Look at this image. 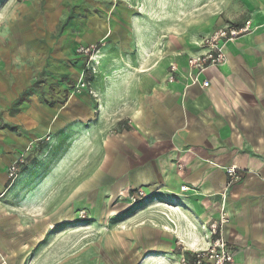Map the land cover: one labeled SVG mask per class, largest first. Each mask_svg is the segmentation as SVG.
Segmentation results:
<instances>
[{"label":"crops","instance_id":"obj_1","mask_svg":"<svg viewBox=\"0 0 264 264\" xmlns=\"http://www.w3.org/2000/svg\"><path fill=\"white\" fill-rule=\"evenodd\" d=\"M45 1L46 17H62L67 0ZM163 2L160 6L155 0H71V30L67 29L71 61L60 59L68 50L61 43L52 66L70 77L71 90L85 71L89 85L61 109L50 108L46 113L38 107L30 128L36 137H43L67 122L59 136H64L69 148L75 134L72 130L86 133L84 151L90 154L89 162L95 159L98 164L91 175L95 187L75 199L72 206L89 212L91 219L102 215L110 196L130 203L126 208L116 206L117 216L137 209L131 237L132 246H136L132 247L136 249L132 255L135 264H179L182 253L206 247L203 230L219 219L229 178L226 170L237 169L239 181L227 193L229 223L223 236L232 264H264V0H233L232 7L241 14L233 18L234 11H228L233 24L204 23L203 19L191 22L173 12L171 5L180 1ZM164 4L169 17L157 29L153 27L160 24L156 13L166 7ZM247 21L252 32L225 45L226 63L201 75L209 86L195 84L196 74L187 66V59L199 52L202 39L222 26H242ZM89 44H97L99 52L88 65V59L75 50ZM8 59L4 66H10ZM173 64L178 67L177 80L170 83ZM58 87L54 99L65 97V85ZM2 131L7 130L0 127ZM3 136L0 150L6 164L0 160V181L6 180L10 161L29 143L25 137ZM51 142L50 155L61 148L58 141ZM64 153L71 161V151ZM59 172L57 169L45 178L38 189L41 195H46ZM70 178L68 175L66 187L52 184V196H61L57 203L62 202L68 229ZM24 184L23 177L19 178L0 205V264H54L57 253L43 241V229L57 222L44 214L54 205H39L40 201L38 206L34 202L14 204L11 200L16 196L27 195ZM184 186L187 191L182 190ZM137 191L144 197L131 200ZM152 206H162L159 227L139 219L141 212ZM70 244L68 241V250ZM112 244L103 241V254L109 258L121 253L119 258H123V239H116L114 248ZM154 250L158 254L147 256ZM64 258L71 257L67 253Z\"/></svg>","mask_w":264,"mask_h":264},{"label":"rangeland","instance_id":"obj_2","mask_svg":"<svg viewBox=\"0 0 264 264\" xmlns=\"http://www.w3.org/2000/svg\"><path fill=\"white\" fill-rule=\"evenodd\" d=\"M155 1H157V5L164 3V0ZM178 1L182 2L177 4L174 2L171 5L173 12L176 10L183 16L182 18H188V21L191 22L203 19L204 23L220 21V24H228L230 20L229 10L234 11L232 14L233 18L235 16L241 17V14L232 7L233 0ZM45 2V0H0V127L7 130L0 132V135L2 137L3 134H7L8 137H17L19 139L25 137L29 141L27 147L22 149L8 164L6 180L0 181V205L8 199L7 193L17 184V180L23 177L24 188L28 190V193L24 197L16 196L11 200L14 204H23L24 202L31 204L34 202L33 204L38 206L37 201H40L39 205H42V203L54 205L53 210L44 212V214L49 219L57 222L53 227L43 229L44 246H49L51 251L54 250L57 253V259L54 264H135L132 255H134L136 249L134 251L132 249L135 244L132 246L131 237L136 229V220L134 219L137 217L134 216L138 213L137 209H129L123 216H117L119 213L116 212L118 211L116 206L122 204L126 208L128 205L130 206V203L118 202L119 197L110 196V202L108 201L102 215L98 214L97 219H91L88 216L89 212L86 210L76 211L72 206L75 199L80 198L84 192L91 191L95 187V182L91 179V175L98 164L95 159L89 162L91 159L89 157L90 154H88L87 150L84 151L83 144L86 143L84 137L86 133L83 130L79 131L77 128V131L72 130V134H75L72 135L71 147L69 148L67 147L69 142L63 138L64 136H59V134L64 133L62 129H67L69 125L67 122L61 124L62 129L59 128L56 132L51 130L49 134L43 137H36L35 130L30 128L35 122V115H37L35 112L38 107L39 112L44 111L46 113L50 108L61 109L66 106L71 96L83 92L78 93L75 90L81 78L76 85H72L71 90L70 77L60 74L52 66L54 56H57V46H61V43L68 50L60 59L71 61V43L68 40L71 39V33H69L71 29H68L69 25H71V0H67L64 4L66 11L59 19L46 17ZM164 5L166 7L164 9L161 7L156 13L157 19H159L157 21L161 24H153V27L157 29L162 25L164 26L169 17L168 5ZM236 10L239 9L236 8ZM65 37L67 38L64 39ZM5 59L10 60V66L6 63L7 61L5 62L6 65H3ZM86 73L87 71L81 77L84 76V80L89 85ZM61 84L65 85V93H63L65 97L54 99V97H57L56 89ZM3 85L5 86L2 87ZM18 96H21L20 101L13 103ZM10 101L13 103L11 111L7 110L8 105L11 103ZM45 118L48 119V117ZM27 124H29L28 129L25 127ZM88 136L87 134L86 138ZM53 139L61 144V148L55 149L56 154L50 155V144ZM2 143L3 139L1 138L0 144ZM95 149L96 147L92 149V153ZM1 151L0 160L6 164L5 157L1 155ZM63 151H71V161L67 160V153ZM19 158H23L24 163L18 166L17 176L10 178V167ZM57 169L61 174L55 176L56 179L53 180V183L56 186L59 185V188L66 187L68 175L71 177L70 229L66 227L68 224L66 217H64L66 213H63L60 208L62 206V202H60L61 196H52V193H54V189L52 190L53 183L46 188V195L43 196L41 191H38L45 182V178L50 173L57 171ZM131 196L133 197L131 200L134 201L144 197L140 191H137L136 195L134 193L133 195L131 194ZM58 199L60 200L57 203ZM134 201H131V205H134ZM161 207L152 206L146 208L141 212L139 219L155 225L153 227L161 226L164 216ZM34 215L37 214L34 213ZM35 231L40 232V229H35ZM121 238L125 246L123 258H119L121 253L109 258L103 254V241L113 242L114 248V241L116 239L122 241ZM68 241L71 243L69 250L67 248ZM133 241L135 243V240ZM37 246H40V244ZM36 248L34 247L33 254ZM149 251H146V254ZM67 253H69L70 259L64 258ZM154 254H158V251L154 250L147 256ZM147 256L145 259L148 258Z\"/></svg>","mask_w":264,"mask_h":264},{"label":"built area","instance_id":"obj_3","mask_svg":"<svg viewBox=\"0 0 264 264\" xmlns=\"http://www.w3.org/2000/svg\"><path fill=\"white\" fill-rule=\"evenodd\" d=\"M252 32L251 22L247 21L242 26L225 25L215 30L202 39L199 45V52L191 55L187 59V66L190 70L196 74L194 77V83L201 82L202 87L207 88L209 82L201 80V75L210 68L221 67L226 61L227 57L224 51V47L227 43L236 41L243 35ZM99 52L98 45L90 44L81 46L76 49V53L84 58L88 59V64L94 60ZM178 67L173 64L170 67L168 81L173 83L177 80ZM88 88V83L84 80V76L81 77L78 85L76 86V92L80 93ZM24 163L23 158H19L10 167V178L17 176L18 166ZM226 174L229 177L226 188L222 194V208L220 216L217 221L212 222L208 227H204V241L206 247L198 248L192 252L195 255L194 259H190L186 256V253L181 254V260L179 264H232L233 256L230 252L229 245L224 239L223 231L226 225L229 223V217L226 210L227 193L228 189L237 181H239V175L237 169L228 168ZM183 191H187L188 188L184 186ZM191 253V252H190Z\"/></svg>","mask_w":264,"mask_h":264},{"label":"trees","instance_id":"obj_4","mask_svg":"<svg viewBox=\"0 0 264 264\" xmlns=\"http://www.w3.org/2000/svg\"><path fill=\"white\" fill-rule=\"evenodd\" d=\"M186 256L190 259V261H192L195 257V255H193L192 253H186Z\"/></svg>","mask_w":264,"mask_h":264}]
</instances>
